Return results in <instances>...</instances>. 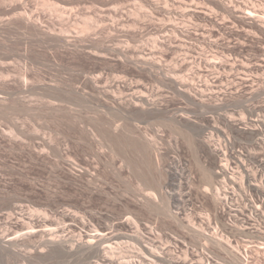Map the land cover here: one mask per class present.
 <instances>
[{
  "label": "rangeland",
  "instance_id": "1",
  "mask_svg": "<svg viewBox=\"0 0 264 264\" xmlns=\"http://www.w3.org/2000/svg\"><path fill=\"white\" fill-rule=\"evenodd\" d=\"M109 1L0 2V9L4 12L3 15L0 12V18L3 17L0 25L4 26H0V214L10 213L14 206H19L21 210H17L18 215L15 211L13 222L36 219L44 223V220L56 219L65 229L63 235L73 240L80 239V233L85 234L88 230L95 233V230L104 228L107 233L111 231L110 234L129 235L123 242L120 241L125 242L121 244L126 248L141 247L133 239L137 235L135 230H138L134 228L135 224L130 225L133 229L128 227L130 220L136 221L140 232L151 238V243L161 252L163 258L157 264H192L190 262L194 259V262L199 260L195 254L191 256V252L196 250H205L213 259L226 264L223 261L226 255L221 249L207 241L201 244L193 236L196 231L202 234V230L206 237L218 231L223 235L222 221H219L222 219L217 218V212H214L213 196L204 194V187L211 183L204 171L216 166L218 171L222 158L211 156L208 148L203 147V142L212 134L215 143L221 140L226 149L234 152L241 149V142L246 148L252 147V137L239 136L234 126L231 127L230 119L240 120L245 116L251 121L258 114L263 115L264 35L243 22L227 19L228 14L214 8L208 1L211 7L205 5V0ZM9 2L14 4L9 6ZM46 3L60 4L66 11L72 6L76 11L75 14H71L73 10L64 13L65 16L72 15L71 18L64 16V25L63 15L50 13L53 8ZM106 3L110 4L108 8L120 7L122 12H116L118 8L112 11L106 9ZM10 7L17 12H12ZM23 7V12L30 13L28 16L32 15L33 19L27 16L26 20L21 12ZM135 11L141 14L136 17L140 23L133 16ZM11 12L14 17L18 14L22 21H28V24L13 18ZM40 14H44L43 17L41 15L40 18ZM51 14H58L59 17L52 18ZM8 15L12 17V24L7 20ZM89 16L99 23L101 20V23L91 18L97 26L94 22L91 29H85L86 33L90 31L86 34L82 29L86 28ZM87 17L85 23L83 18ZM224 17L228 20L224 21L228 22L226 24ZM60 19L63 24L59 23ZM32 22L34 27L29 26ZM76 22L83 23L77 25ZM38 24V29L44 28L37 33L43 35L44 30L48 31L41 37L44 41L40 38L41 34H35ZM59 24L65 26L64 29L63 26L59 28ZM31 26L36 28L35 31ZM65 28V34L69 32L67 36L62 34ZM81 32L88 36L87 39ZM46 34L51 42L47 41ZM56 36L69 37L62 42ZM78 37L80 40L77 41L75 38ZM82 37L86 41L83 42ZM182 75L184 79L192 78L189 84L181 83ZM175 82L180 83L179 86ZM192 86L204 90L206 94L201 97L193 92L192 95H198V99L190 96L188 92H191ZM138 99L146 103L140 104ZM203 100L206 101L202 103ZM254 110L258 112L254 113ZM228 156L232 168L237 166V160L233 159V162ZM249 163H252L251 160ZM152 193L157 196L154 198ZM65 217H69L70 221L65 222ZM189 218L192 223L187 220ZM83 223L87 228H83ZM2 225L0 229L5 228ZM192 228L195 232L190 230ZM40 236L43 238L39 235L33 239L34 248L31 242L33 250L27 249L32 252L31 259L16 256L0 264L97 262L95 258L78 259L65 251L63 254L45 252L40 256L34 253L36 248L48 251L43 246L44 238ZM233 241H236L234 245L238 244V240L233 238ZM176 244L184 251L178 250V254L173 256L170 251ZM243 245H240L241 249L250 253L244 252L242 256L245 264H264V245L251 244L247 248ZM220 252L225 255L224 258ZM210 262L215 264L213 260L206 261L207 264ZM147 263L150 264V260Z\"/></svg>",
  "mask_w": 264,
  "mask_h": 264
},
{
  "label": "bare ground",
  "instance_id": "2",
  "mask_svg": "<svg viewBox=\"0 0 264 264\" xmlns=\"http://www.w3.org/2000/svg\"><path fill=\"white\" fill-rule=\"evenodd\" d=\"M3 2H5V4L7 3V0H2ZM2 1H0V2H2ZM61 1H63V0H61ZM100 1V0H99ZM105 2L106 1H108V0H104ZM111 1V0H110ZM109 1V2H110ZM207 1H208V3H212V5L214 6V8H216V9H218L219 11H222V12H224V14H228L229 15V17H227V19H229L230 18V20H236L235 22H238V21H240V22H243V23H245L244 25H249L251 28H253V29H256V30H258L259 32L258 33H262L263 35H264V2H262V1H264V0H253V1H248L247 0V2H241V3H239V2H236V1H234V0H205L204 2H205V5L207 4ZM243 1V0H242ZM245 1V0H244ZM2 2V3H3ZM108 2V3H109ZM10 3V2H9ZM13 4H14V2H12ZM12 3H10V4H8L9 6L12 4ZM75 3V2H74ZM96 3H98V2H96ZM103 3V2H102ZM108 3H106V4H108ZM111 3H112V1H111ZM114 3V2H113ZM47 5L46 6H48V4L49 3H46ZM51 4V3H50ZM49 4V6H52V8H53V12H51L52 11V9H51V11H50V9H49V11H50V13H59L60 14V17L62 16V18H63V22L65 21L64 19V13H69V11L70 10H73V13H71V14H75L74 13V11H76V10H74L73 8H72V6H71V9H69L68 8V6H67V8L69 9V11L67 10H64L63 8H62V6L60 5V4H57L56 5V3H52L51 5ZM54 4V5H53ZM62 4V3H61ZM70 4H72V3H70ZM101 4V3H100ZM105 4V3H104ZM19 5V4H18ZM18 5H16V6H18ZM44 5V4H43ZM59 5H60V7H59ZM73 5V4H72ZM110 4H108L107 5V7H106V9H109V10H113L114 8H116V10H117V8L118 7H115L114 6V8H108V6H109ZM112 5V4H111ZM204 5V4H203ZM208 5V4H207ZM2 6V5H1ZM3 6H5L4 4H3ZM8 6V7H9ZM45 6V5H44ZM70 6V5H69ZM75 6V5H74ZM73 6V7H74ZM101 6L103 7V5L101 4ZM106 5H104V7H105ZM209 6V5H208ZM6 7V9H7V6H5ZM19 7V6H18ZM66 7V6H65ZM76 7V6H75ZM209 7H211V6H209ZM11 8V7H10ZM9 8V9H10ZM21 8H22V6H21ZM67 8H65V9H67ZM96 8V7H95ZM120 8V7H119ZM118 8V10L116 11V12H118V13H121L122 12V10L121 9H119ZM196 8V7H195ZM213 8V7H212ZM4 9V8H3ZM16 9V8H15ZM20 9V8H19ZM43 9V8H42ZM41 9V10H42ZM77 9V8H76ZM80 9V8H79ZM104 9V8H103ZM105 9V10H106ZM123 9V8H122ZM194 9V8H193ZM1 11V13H2V9H0ZM8 10V9H7ZM6 10V11H7ZM12 12H14L15 10H12V8L10 9ZM16 10H18V9H16ZM23 10H24V7H23V9H21V12H23ZM46 10V9H45ZM85 10V9H84ZM105 10H103V11H105ZM18 11H20V10H18ZM43 11V10H42ZM102 11V12H103ZM200 11V10H199ZM11 12V13H12ZM15 12H17V11H15ZM21 12H19V13H21ZM44 12V11H43ZM72 12V11H71ZM106 12H110V11H108V10H106ZM114 12V11H113ZM115 12V14H117ZM4 13V12H3ZM3 13H2V15H3ZM24 13V12H23ZM40 13V12H39ZM47 13V12H46ZM45 13V14H46ZM78 13V12H77ZM96 13V12H95ZM105 15H106V13L105 12H103ZM112 13V12H111ZM110 13V14H111ZM195 13H197L198 14V11H196L195 10ZM199 13H201V12H199ZM240 13H242L243 15H240ZM7 14V13H6ZM9 14V13H8ZM22 14V13H21ZM28 14H30V13H28ZM28 14H27V11H25V13H24V15L26 16V20H27V16H28ZM70 14V15H71ZM108 14V13H107ZM110 14H108V15H110ZM135 14V15H134ZM194 14V13H193ZM223 14V13H222ZM13 15V13L11 14V16ZM18 15V14H17ZM17 15L15 14V17H17ZM23 15V14H22ZM21 15V16H22ZM23 15V16H24ZM34 15V14H33ZM42 15V17H43V15L44 14H40L39 15V17ZM52 15V14H51ZM58 14H56L55 16H57ZM67 16H65V17H68L69 16V18H71V16L69 15V14H66ZM80 15V14H79ZM78 15V16H79ZM98 15V14H97ZM119 15V14H118ZM201 15V14H200ZM207 15V14H206ZM9 16L10 15H8V18H9ZM20 16V15H19ZM30 16V15H29ZM28 16V17H29ZM50 16V15H49ZM53 16H54V14L52 15V18H53ZM54 16V17H55ZM75 16V15H74ZM111 16V15H110ZM112 16H114V15H112ZM133 16L136 18V17H140L141 16V14H140V12H136L135 11V13H133ZM196 16V15H195ZM224 16V15H223ZM13 18H15L14 17V15L12 16ZM12 17H10L11 18V20H10V18L8 19L7 18V20L9 21V22H11L12 21ZM31 17H32V15H31ZM31 17H29V18H31ZM36 17L37 18H35V16H34V18H35V20L36 19H38V16L36 15ZM47 17V16H46ZM57 17H59V15L57 16ZM84 17H86L85 15H84ZM101 17H103V18H105L104 17V15H101ZM109 17V16H108ZM200 17H202V16H200ZM215 17H217V16H215ZM2 19H3V17H1ZM0 18V19H1ZM18 18V17H17ZM21 18V17H20ZM20 18H18V20L20 19ZM41 18V17H40ZM39 18V19H40ZM49 19L51 18V17H48ZM69 18H67V19H69ZM76 18H77V15H76ZM92 17L91 16H89V20H91V22L88 20V17L87 18H83V21L85 22V21H87L88 23H86L85 25H87V26H85L86 28H84V29H82L83 31H84V33H86V31L88 30V29H91V27H93L95 24H96V22L98 23V24H100L101 23V20H100V23L97 21V19L95 20L94 19V17L92 18V19H94L93 20V22H92V19H91ZM96 18V17H95ZM97 18H98V16H97ZM218 18V17H217ZM6 19V18H5ZM4 19V20H5ZM16 19V18H15ZM22 19H23V17H22ZM32 19H33V17H32ZM45 19V18H44ZM43 19V20H44ZM59 19V18H58ZM84 19H86V20H84ZM110 19V18H109ZM114 19V18H113ZM141 19V18H140ZM3 20V21H4ZM21 20V19H20ZM29 21H31V19H28ZM34 20V21H35ZM54 20V19H53ZM71 20V19H70ZM76 20V19H75ZM99 20V19H98ZM139 19L138 18H136V21H138ZM218 20V19H217ZM220 20V19H219ZM226 20V17H224V19H223V22ZM232 20V21H233ZM1 22H2V20H0ZM7 21V22H8ZM16 21V20H15ZM14 21V24H18V22L16 23ZM22 21V20H21ZM21 21H19V22H21ZM24 21V20H23ZM22 21V22H23ZM33 21V22H34ZM38 20H36V22H37ZM40 21V20H39ZM77 21V20H76ZM80 21V20H79ZM105 21V20H104ZM104 21H102V23L104 22ZM212 21H215V20H212ZM226 21H228V20H226ZM7 22H4V23H6L7 24ZM8 22V23H9ZM26 21H24V23H25ZM33 22H32V24H30L29 23V26L30 25H32L33 26ZM46 22V21H45ZM51 22H53V21H51ZM57 22V21H56ZM61 22V19L59 20V23ZM63 22H61L62 24H63ZM69 22V21H68ZM71 22V21H70ZM73 22V21H72ZM94 22H95V24H94ZM117 22V21H116ZM219 22V21H218ZM222 21H221V23H223ZM231 22V21H230ZM239 22V23H240ZM24 23H21V25L22 24H24ZM27 24H28V21L26 22ZM24 24V25H27V24ZM35 23V22H34ZM41 23V22H40ZM39 23V24H40ZM43 23H44V21H43ZM53 23H55V22H53ZM67 23V22H66ZM77 23V25H78V23L80 24L81 23V25H82V23L83 22H76ZM90 23H92V24H90ZM107 23V22H106ZM134 23V22H133ZM137 23H140L139 21L137 22ZM225 23V22H224ZM224 23H223V26H224ZM226 23H228V22H226ZM225 23V24H226ZM233 23V22H232ZM238 23V24H239ZM242 23V24H243ZM10 24H12V22L10 23ZM37 24V23H36ZM38 24V25H39ZM60 25V27L59 28H62L61 26H63V25ZM94 24V25H93ZM113 24V23H112ZM117 24V23H116ZM216 24V23H215ZM218 24V23H217ZM220 24V23H219ZM231 24V23H230ZM241 24V23H240ZM4 25V24H3ZM15 25V26H16ZM20 25V24H19ZM36 26V28L37 27H40V25L39 26ZM55 25V24H54ZM64 25H65V22H64ZM73 25H75V24H73ZM84 25V24H83ZM102 25V24H101ZM108 25V24H107ZM120 25V24H119ZM134 25H136V23L134 24ZM232 25V24H231ZM1 26V25H0ZM7 26H8V24H7ZM31 26V29L35 26H33L32 27ZM95 26H97V24L95 25ZM105 26V25H104ZM113 26V25H112ZM118 26V25H117ZM137 26V25H136ZM226 26V25H225ZM227 26H228V24H227ZM1 27H4V26H1ZM0 27V28H1ZM17 27V26H16ZM24 27H26V26H24ZM23 27V28H24ZM46 27V26H45ZM51 27H54V26H50V28ZM64 27L65 26H63V29H64ZM66 27H67V24H66ZM69 27V26H68ZM83 27V26H82ZM98 27H99V25H98ZM97 27V28H98ZM107 27V26H106ZM222 27V26H221ZM7 28V27H6ZM35 28V29H36ZM44 28V27H43ZM43 28H39L40 29V31H41V29H43ZM48 28L49 27H47V30H48ZM57 28V27H56ZM72 28V27H71ZM79 28H81V26H79ZM96 28V29H97ZM103 28H105V27H103ZM111 28V27H110ZM27 29H29L30 30V28L28 27ZM34 29V28H33ZM35 29H34V31H35ZM38 28H37V30H36V32H35V34L37 33V31L39 30ZM85 29H86V31H85ZM93 29V31H94V28H92ZM107 29V28H106ZM105 29V30H106ZM109 29V28H108ZM112 29V28H111ZM115 29V28H114ZM117 29V28H116ZM62 30V29H61ZM60 30V32L62 33L63 31H64V33H62V34H65V32H66V28H65V30H63V31H61ZM69 30H70V28H69ZM104 30V31H105ZM118 30V29H117ZM218 30V29H217ZM31 31V30H30ZM34 31H31V33L32 32H34ZM52 31H53V28H52ZM55 31H56V29H55ZM59 31V30H58ZM67 31H68V29H67ZM71 31V30H70ZM99 31V30H98ZM102 31V30H101ZM43 32V31H42ZM48 32V31H47ZM47 32H45V30H44V34L45 33H47ZM57 32V31H56ZM56 32H53V33H56ZM73 32V31H72ZM88 32H90V31H88ZM87 32V33H88ZM252 32V31H251ZM254 32V31H253ZM252 32V33H253ZM30 33V34H31ZM39 34H41L40 32H38ZM37 33V34H38ZM84 33H82L81 32V34H84ZM86 33V34H87ZM34 36H35V34L34 33H32ZM43 34V35H44ZM49 35H50V33H48ZM61 34V35H62ZM67 34V33H66ZM65 34V35H66ZM68 34H69V32H68ZM67 34V35H68ZM71 34V33H70ZM86 34H84L85 36H86ZM257 34V33H256ZM42 35V34H41ZM40 35V38L42 37L43 38V35L41 36ZM49 35H45V36H47V41H49V42H51L50 41V39L48 40V36ZM53 35H55V34H53ZM58 35H59V33H58ZM64 35V36H65ZM66 35V36H67ZM73 35V34H72ZM89 36H90V33L88 34ZM93 35V34H92ZM91 35V36H92ZM254 35V34H253ZM37 36V35H36ZM39 36V35H38ZM80 36H82V35H80ZM105 36H107V35H105ZM112 36V35H111ZM259 36V35H258ZM51 37H52V35H51ZM58 36H56V38H57ZM69 37V36H68ZM68 37H65V38H68ZM70 37H71V35H70ZM87 37L88 36H86V39H87ZM256 37V36H255ZM35 38V37H34ZM37 38V37H36ZM40 38H38V39H40ZM41 38V39H42ZM49 38H50V36H49ZM55 38V37H54ZM59 38V37H58ZM57 38V39H58ZM63 36H61L59 39H62V42H63V40L65 39ZM72 38V37H71ZM102 38V37H101ZM109 38V37H108ZM111 38V37H110ZM56 39V40H57ZM58 39V40H59ZM75 39H77V41H78V39L80 40V38L78 37V38H75ZM82 39V41L84 42V41H86V39L85 38H81ZM83 39H85V40H83ZM89 39H91L90 37H89ZM88 39V40H89ZM107 39V38H106ZM113 39H115L114 38V36H113ZM112 39V40H113ZM262 39V38H261ZM43 41L45 40V39H42ZM56 40H53V42H55ZM57 40V41H58ZM68 40V39H67ZM72 40H74V39H72ZM87 40V41H88ZM99 40V39H98ZM110 40V39H109ZM75 41V40H74ZM106 41V40H105ZM111 41V40H110ZM115 41H116V39H115ZM52 42V43H53ZM69 42H72L71 40H69ZM90 42H91V40H90ZM55 43H57V42H55ZM58 43H61V42H58ZM61 44H63V43H61ZM67 44V43H66ZM72 45V44H71ZM61 46V45H60ZM232 50V49H231ZM228 52V51H227ZM230 55H232V54H230ZM227 57V56H226ZM150 59V58H149ZM223 59V58H222ZM153 60V59H152ZM209 59H207V61H208ZM154 61V60H153ZM196 62H198V61H196ZM195 63V62H194ZM220 63V62H219ZM241 63V62H240ZM151 64V63H150ZM190 64V63H189ZM230 64H232V63H230ZM234 64V63H233ZM228 65V64H227ZM244 65H246V64H244ZM243 65V66H244ZM183 66V65H182ZM185 66V65H184ZM216 66V65H215ZM220 66V65H219ZM189 67V66H188ZM187 67V68H188ZM193 67V66H192ZM221 67V66H220ZM238 67V66H237ZM254 67V66H253ZM259 67V66H258ZM178 68V67H177ZM184 68V67H183ZM182 68V70H184ZM199 68V67H198ZM222 68V67H221ZM210 69V68H209ZM214 69V68H213ZM228 69V68H227ZM215 70V69H214ZM179 71V70H178ZM197 71V70H196ZM201 71H203V70H201ZM211 71V70H210ZM220 71V70H219ZM182 72V71H181ZM195 72V71H194ZM247 72V71H246ZM177 73V72H176ZM201 73V72H200ZM204 73V72H203ZM210 73V72H209ZM208 73V74H209ZM251 73V72H250ZM172 75V74H171ZM174 75V74H173ZM216 75V74H215ZM218 75V74H217ZM221 75V74H220ZM183 76V75H182ZM189 76H191V74L189 75ZM213 76V75H212ZM184 77L185 76H183V79H182V81H181V83H183L184 85H186V84H189V82L188 81H190V80H192V78L191 77H187V78H191V79H184ZM198 77V76H197ZM204 77V76H203ZM179 78V77H178ZM195 78V77H194ZM202 78V77H201ZM205 78V77H204ZM219 78V77H218ZM91 79V78H90ZM171 79V78H170ZM181 79V78H180ZM203 79V78H202ZM207 79V78H206ZM210 79V78H209ZM208 79V80H209ZM213 79V78H212ZM100 80V79H99ZM169 80V79H168ZM172 80V79H171ZM174 80V79H173ZM200 80V79H199ZM198 80V81H199ZM216 80V79H215ZM244 80V79H243ZM242 80V81H243ZM250 80V79H249ZM92 81V80H91ZM95 81V80H94ZM166 81V80H165ZM176 81V80H175ZM201 81V80H200ZM206 81V80H205ZM212 81V80H211ZM217 81V80H216ZM218 81H219V79H218ZM245 81V80H244ZM172 82H174V81H171V83ZM214 82V81H213ZM176 84H177V82H175ZM175 83L173 84V85H175ZM207 83V82H206ZM241 83H244V82H241ZM246 83V82H245ZM170 84V83H169ZM178 84H180V83H178ZM177 84V85H178ZM193 84V83H192ZM216 84V83H215ZM220 84V83H219ZM27 85V84H26ZM93 85V84H92ZM201 85V84H200ZM207 85H208V83H207ZM179 86V85H178ZM191 86V85H190ZM195 86V85H194ZM197 86V85H196ZM212 86V85H211ZM251 86V85H250ZM264 86V85H263ZM181 87V86H180ZM185 87V86H184ZM187 88V87H186ZM185 88V89H186ZM192 88L193 89H191L190 91L192 92H188V94H190V96L193 94V92H195L196 94H198V95H201V97H203L204 96V90H197L198 88H195V87H193L192 86ZM261 89V88H260ZM46 90H48V89H46ZM50 90V89H49ZM53 90V89H52ZM57 90V89H56ZM56 90H55V92H56ZM183 90V89H182ZM223 90V89H222ZM257 90H259V89H257ZM262 90H263V88H262ZM189 91V90H188ZM261 91V90H260ZM199 92H201L202 94H200ZM226 92V91H225ZM253 92V91H252ZM264 92V91H263ZM263 92H261V93H263ZM52 93V92H51ZM194 93V94H195ZM233 93V92H232ZM259 93V92H258ZM138 94V93H137ZM143 94V93H142ZM141 94V95H142ZM187 94V95H188ZM206 94V93H205ZM214 94H216V93H214ZM218 94V93H217ZM224 94V93H223ZM181 95H183V94H181ZM198 95L196 96V97H198ZM193 96V95H192ZM210 96V95H209ZM239 96V95H238ZM244 96V95H243ZM193 97H195V95L193 96ZM195 97V98H196ZM219 97V96H218ZM228 97V96H227ZM226 97V98H227ZM245 97V96H244ZM2 99V98H1ZM196 99H198V98H196ZM201 99V98H200ZM199 99V100H200ZM220 99V98H219ZM3 100V99H2ZM2 100H1V102H2ZM56 100V99H55ZM141 100V99H140ZM145 100V99H144ZM202 100V99H201ZM57 101V100H56ZM58 101H60L59 99H58ZM63 101V100H62ZM138 101H139V99H138ZM150 101V100H149ZM204 101H206V100H203V101H201L202 103H204ZM50 102V101H49ZM52 102V101H51ZM143 103V102H145V101H143V100H141V101H139V103ZM200 102V103H201ZM217 102V101H216ZM55 103H57V102H55ZM133 103H135V102H133ZM138 103V104H139ZM140 103V104H141ZM146 103V102H145ZM220 103V102H219ZM225 103V102H224ZM51 104V103H50ZM53 104V103H52ZM59 104V103H58ZM195 104V103H194ZM206 104V103H205ZM217 104H218V102H217ZM56 105V104H55ZM61 105V104H60ZM143 105V104H142ZM148 105V104H147ZM157 105V104H156ZM222 105V104H221ZM224 105V104H223ZM59 106V105H58ZM139 106V105H138ZM137 106V107H138ZM152 106H153V104H152ZM158 106V105H157ZM201 106V105H200ZM209 106H211V105H209ZM263 106V105H262ZM56 107V106H55ZM144 107V106H143ZM207 107V106H206ZM213 107V106H212ZM219 107H220V105H219ZM225 107V106H224ZM257 107V106H256ZM129 108V107H128ZM260 108V107H259ZM263 108H264V106H263ZM138 109V108H137ZM146 109H147V107H146ZM161 109H163V108H161ZM253 109H255V108H253ZM252 109V110H253ZM257 109V108H256ZM261 109H262V107H261ZM133 110V109H132ZM142 110V109H141ZM155 110V109H154ZM211 110V109H210ZM260 110V109H259ZM146 111V110H145ZM149 111V110H148ZM256 111L258 112V110H254V113H256ZM141 112V111H140ZM152 112V111H151ZM157 112V111H156ZM142 113V112H141ZM157 113H159V112H157ZM161 113V112H160ZM251 113H253V111H251ZM260 113V112H259ZM149 114V113H148ZM154 114V113H153ZM262 114L263 115H261V114H258L257 115V117L255 118V119H251V121H249V120H247L248 118H246L245 116H244V118L242 117L240 120H237V119H235V120H232V119H230L232 122L234 121V123H232L231 121H230V123H231V127H233V129L235 128L236 130H234V131H236V132H238L239 133V136L241 135H250L251 137H249V139L251 138V140H252V147H250V148H246V145L243 143V142H241V138H240V142H241V149L240 150H238V151H236V152H234V151H231V150H229V149H226V147L222 144V143H220L221 142V140H220V142L219 143H215L214 141H216V140H214L215 138H214V136L212 137V134H211V136H210V138H208L207 136V139L208 140H204V142H203V144L205 145H203V147H205L206 148V150H207V148H208V152H210V154H211V156L213 155V156H217V157H221L222 159L220 160L221 162H220V164L218 165V163H215V165L217 164L218 165V168L217 169H219L218 171L217 170H215L216 169V167H215V169H212V170H209V169H207L206 168V170L204 171V170H202V171H204V172H207V173H205L206 174V176H207V174L209 175V179H207V181L209 180L210 182H208V183H210V184H208V186H206V184H205V186L206 187H204L205 188V190H204V194L205 195H208L209 196V194H211L213 197H211V199L213 198V200H214V202H213V204H214V206L216 205V210L214 211V212H217V218H218V216L222 219V220H219V221H222V225H221V229H223L222 230V233H223V235L221 234V233H219V231L217 232V234H214V233H216V232H214L213 233V235H210L209 237H206V235L204 236V233H203V228L201 229L202 230V234H201V232H198V231H193V228L192 229H190V230H192V232H195L194 234H193V236L199 241L200 240V243L201 242H203V241H207V242H209L210 244H212L215 248H218L219 250L221 249L222 250V252H224L225 253V255H226V258L225 259H223V261H225V262H227L228 264H245V258L243 259V255H244V252H248V251H244V250H242L241 249V244H244L243 245V247L244 248H247L249 245H251V244H256V245H258L259 247L260 246H262V245H264V111L262 112ZM146 115V114H145ZM150 115H152V114H150ZM227 116V115H226ZM253 116V115H252ZM210 118V117H209ZM213 118V117H212ZM225 118V117H224ZM227 118V117H226ZM237 118V117H236ZM185 119V118H184ZM222 119H223V117H222ZM228 119V118H227ZM189 120V119H188ZM212 120V119H211ZM224 120H226V119H224ZM226 121H228V120H226ZM189 122V121H188ZM207 124V123H206ZM211 124V123H210ZM224 124H225V121H224ZM228 124H229V121H228ZM219 125V124H218ZM222 126V125H221ZM230 126V125H229ZM199 127V126H198ZM225 127V126H224ZM230 127V128H231ZM197 128V127H196ZM200 129V128H199ZM205 129V128H204ZM208 129V128H207ZM212 129V128H211ZM210 129V130H211ZM225 129V128H224ZM223 129V130H224ZM193 130H195V129H193ZM197 130V129H196ZM202 130V129H201ZM206 130V129H205ZM209 130V129H208ZM218 131V130H217ZM226 131V130H225ZM197 132H200V131H197ZM202 132V131H201ZM207 132V131H206ZM213 132V131H212ZM223 132V131H222ZM227 133V132H226ZM235 134V133H234ZM204 135H206V134H204ZM210 135V134H209ZM227 135V134H226ZM206 137H205V139H206ZM247 137V136H246ZM247 137V138H248ZM214 138V139H213ZM227 138V137H226ZM243 138V137H242ZM245 138V137H244ZM246 138V139H247ZM114 139V138H113ZM230 139V138H229ZM203 140V139H202ZM239 140V139H238ZM113 141H115V140H113ZM117 141V140H116ZM227 141V140H226ZM231 141V140H230ZM229 141V142H230ZM242 141H244L245 142V140L244 139H242ZM239 143V142H238ZM246 144H248V142L246 143ZM152 146V145H151ZM143 147V146H142ZM238 147V146H237ZM140 148V147H139ZM144 148H145V146H144ZM202 148V147H201ZM205 148H203V149H205ZM140 150H142V149H140ZM145 150H147V148L145 149ZM145 152V151H144ZM207 153V152H206ZM205 154V153H204ZM228 154L230 155V158L232 157V160L233 159H236L237 161H236V164H238L236 167L235 166H233L234 168H232V162L230 163V161H231V159H228ZM202 156V155H201ZM206 156H208V155H206ZM145 157V156H144ZM204 157V156H203ZM216 157V158H217ZM219 158H217V159H219ZM146 159V158H145ZM200 159V158H199ZM251 160V162L252 163H249L250 162V160ZM217 161H219V160H217ZM249 161V162H248ZM200 162V161H199ZM212 162V161H211ZM233 162H235L234 160H233ZM248 162V163H247ZM207 163V162H206ZM209 164V163H208ZM213 165V164H212ZM204 166V165H203ZM202 166V167H203ZM204 168V167H203ZM213 168V167H212ZM179 169V168H178ZM177 169V170H178ZM173 170V169H172ZM175 170V169H174ZM177 172V171H176ZM180 172H181V170H180ZM183 172V171H182ZM181 172V173H182ZM178 174V173H177ZM204 174V175H205ZM215 175V176H214ZM208 177V176H207ZM214 178H215V180H214ZM205 179V180H206ZM204 183H205V181H204ZM204 195V196H205ZM150 196H151V194H150ZM152 196L154 197H156L157 195H155L154 193H152ZM154 197V198H155ZM206 197V196H205ZM179 198V197H178ZM157 199V198H156ZM179 199H177V201H178ZM176 201V200H175ZM17 210H21V207H19V206H14L13 207V209H12V211L10 212V213H5V214H0V226H1V224H3L2 225V227L5 225V228L4 229H0V263H2V261L3 262H5V260L6 259H10V258H13V257H16V256H18V257H20V258H22V259H25V260H29V259H31L32 258V248H30V247H32L31 245L33 244V239L36 237H38L39 235H42L43 236V238L40 236V238H42L44 241H42L43 242V246H45L46 248H47V250L48 251H43L44 249L43 248H41V249H43V250H38V248H36L35 249V252L34 253H36V254H38V255H40V256H42L45 252H49V253H61V254H63V251H65L66 253H68V252H71L72 253V255H74V256H77L78 257V259L80 258V259H83V260H88V259H90V258H95V260L97 259V262H96V264H146L147 263V260H150V264H157L158 263V260H160L161 258H163L162 257V255H161V252H159L157 249L158 248H155V246H154V243L152 244L151 242H153V240L151 239V238H147L145 235H143L142 234V232H140V230H139V228H140V226L138 227V225L136 224V221H129L128 222V224H129V226L128 227H130V225L132 224V225H134V228H136V229H138V230H135V231H137L136 233H137V235L136 236H133V237H135V238H133L135 241H137V243H139V245H141V247H138L137 248V246L136 247H130V248H132V249H130V248H126L125 246H123L122 247V244H124V243H122L123 241L122 240H124L125 238H128V237H130L129 235H125V234H110V232H109V229H108V232L109 233H107L106 231H107V229H106V231L104 230V228H103V230L102 229H100V230H95V233L93 232V233H91V232H89V230L88 229H91V228H88V229H85L86 231L88 230V232H85V234H79L80 235V239H78V240H73L70 236V238H68V236H65V235H63L64 234V232H65V229H64V227L63 226H61V224L58 222V221H56V219H53V220H51V221H47L48 219H47V217L45 218V219H47V220H44V223L42 222V220L41 221H38V220H36V219H29V222H25V221H19V219L16 221V222H13V220L14 219H16L15 218V211H16V213L18 212ZM16 215H18V213L16 214ZM62 219H63V217H62ZM129 219V218H128ZM132 219V218H131ZM49 220H50V218H49ZM184 220H185V218H184ZM187 220H189V223L191 222H193V220H191L190 218L189 219H187ZM210 220V219H209ZM46 221V222H45ZM63 221V220H62ZM64 221L65 222H69L70 221V218L69 217H65L64 218ZM72 221V220H71ZM86 222V221H85ZM133 222V223H132ZM46 223H49V224H46ZM87 223V222H86ZM86 223H83V228H87V225H86ZM124 223H122L121 225H123ZM127 223H126V225H128ZM66 225H67V223H66ZM126 225H125V227H126ZM131 225V226H132ZM190 225V224H189ZM69 226V225H68ZM72 226V225H71ZM182 226H183V228H186V225H184V224H182ZM48 227H51V228H47ZM73 227V226H72ZM71 227V228H72ZM191 227V226H190ZM223 227V228H222ZM46 228V229H45ZM131 228V227H130ZM129 228V229H130ZM74 229V228H73ZM124 229V228H123ZM131 229H133V227L131 228ZM130 229V230H131ZM199 229V230H200ZM68 230V229H67ZM102 230V231H101ZM126 230H127V228H126ZM200 230V231H201ZM74 231H75V229H74ZM73 231V232H74ZM83 231V230H82ZM92 231V230H91ZM129 231V230H128ZM133 231V230H132ZM114 232V231H113ZM221 232V231H220ZM225 232V233H224ZM112 233V232H111ZM135 233V232H134ZM65 234H67V233H65ZM153 234V233H152ZM76 236V235H75ZM149 236H150V234H149ZM148 236V237H149ZM77 237V236H76ZM76 237H73V238H75L76 239ZM193 237V238H194ZM233 238L234 239H236V240H238V244H235L234 245V242H236V241H233ZM150 240V241H147V240ZM38 241V240H37ZM120 241H122V242H120ZM31 242H32V244H31ZM42 242H40V243H42ZM122 243V244H121ZM128 244V243H127ZM130 244V243H129ZM202 244V243H201ZM36 245V244H35ZM34 244H33V248H34V246H35ZM37 245H39V244H37ZM132 246H133V244H132ZM135 246V245H134ZM39 247V246H38ZM125 247V248H124ZM23 248V249H22ZM25 248V249H24ZM27 249L29 250H31V251H27ZM172 249V248H171ZM181 248L178 246V244H176L175 245V248L174 249H172L170 252V254L171 255H173L174 256V254H178L177 252H178V250L179 251H184V250H180ZM187 251V250H186ZM242 251V252H241ZM257 251V250H256ZM31 252V253H30ZM64 252V253H65ZM188 252V251H187ZM194 253H192L191 252V254H193V255H191V256H194V254L197 256V258L199 259L197 262H194V261H196L195 259H194V261H191L190 263H192V264H207L206 263V261H209V260H213V261H215V264H217V260H215V259H213L211 256H209V254L208 253H206V251L205 250H203V251H200V252H198L197 250L196 251H193ZM257 252H259V251H257ZM65 253V254H66ZM168 253V252H167ZM183 253V252H182ZM221 253V252H220ZM249 253V252H248ZM56 254V255H57ZM69 254V253H68ZM164 254V253H163ZM184 254V253H183ZM222 254V253H221ZM253 254V253H252ZM251 254V255H252ZM51 254H49V256H50ZM184 255H186V254H184ZM222 255H224V254H222ZM225 255L223 256V258L225 257ZM249 255H250V253H249ZM248 255V256H249ZM76 257V258H77ZM244 257H246V254H245V256ZM180 258V257H179ZM178 258V259H179ZM193 258V257H192ZM252 258V257H251ZM39 259V258H38ZM72 259V258H71ZM166 259H167V257H166ZM255 259V258H254ZM92 260V259H91ZM171 260V259H170ZM172 260H173V258H172ZM190 260H192V259H190ZM249 260V259H248ZM247 260V261H248ZM76 262V260H74L73 259V262ZM80 261V260H79ZM168 261V260H167ZM174 261V260H173ZM185 261H187V259H185ZM194 262V263H193ZM229 262H231V263H229ZM166 263V262H165ZM219 263V262H218ZM224 263V262H223ZM226 263V264H227ZM78 264V263H77ZM87 264V263H86ZM148 264V263H147ZM175 264V263H174ZM210 264H211V262H210ZM214 264V263H213ZM219 264H221V263H219ZM248 264V263H247Z\"/></svg>",
  "mask_w": 264,
  "mask_h": 264
}]
</instances>
